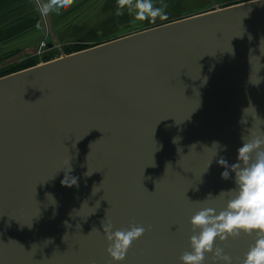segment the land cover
<instances>
[{"label": "water", "instance_id": "water-1", "mask_svg": "<svg viewBox=\"0 0 264 264\" xmlns=\"http://www.w3.org/2000/svg\"><path fill=\"white\" fill-rule=\"evenodd\" d=\"M33 2L44 48H59ZM59 50L0 76V264H181L191 216L222 210L227 197L202 201L234 187L216 161L236 162L253 123L244 110L264 121V0ZM66 173L76 185L61 184ZM103 220L146 228L121 262L107 255ZM254 240L214 249L240 264Z\"/></svg>", "mask_w": 264, "mask_h": 264}, {"label": "clouds", "instance_id": "clouds-1", "mask_svg": "<svg viewBox=\"0 0 264 264\" xmlns=\"http://www.w3.org/2000/svg\"><path fill=\"white\" fill-rule=\"evenodd\" d=\"M116 4L118 16L127 12L135 21L149 20L152 23L157 19H167V5L158 6L156 0H116ZM59 6H62L61 0H48L47 6L42 7L41 12L47 14L57 10ZM249 108L252 109L250 113L247 112ZM249 108L244 110V116L249 114L248 117L252 118L253 123L242 137L236 162L229 165L223 156L216 161L225 169L221 172L222 179L228 180L230 173L234 174V187L222 190L216 196L208 194L202 201L227 197L226 206L219 212L213 207H202L191 216L189 223L193 235L189 237L190 251H184L180 255L181 264H204L205 254L209 252L212 253L213 264L217 261L232 264V258L224 254L222 248L217 246L214 249V243L217 239L223 242L229 237H239L242 233L254 234L255 240L244 253L240 264H264V128L261 127L264 121L257 116L253 107ZM213 146L216 149L220 147L218 142H214ZM61 184L71 187L77 184V178L66 173ZM101 224L108 244L106 252L113 262L123 261L133 241L146 231L145 227L138 225L113 231L110 221L103 220ZM93 230L99 231L95 227Z\"/></svg>", "mask_w": 264, "mask_h": 264}, {"label": "crops", "instance_id": "crops-1", "mask_svg": "<svg viewBox=\"0 0 264 264\" xmlns=\"http://www.w3.org/2000/svg\"><path fill=\"white\" fill-rule=\"evenodd\" d=\"M156 2L158 6L167 5L166 20L157 19L155 23L149 20L135 21L127 12L118 16L116 0H61L62 6L48 12L47 20L59 46L77 40V37L87 42H104L106 38L123 37L181 20L185 13L191 17L193 14L207 12L203 10H209L210 5L218 3L217 0ZM32 3L33 0H0V67L20 60L26 53L33 54L38 43L44 41L41 15ZM42 3L47 6L48 0H42Z\"/></svg>", "mask_w": 264, "mask_h": 264}, {"label": "rangeland", "instance_id": "rangeland-1", "mask_svg": "<svg viewBox=\"0 0 264 264\" xmlns=\"http://www.w3.org/2000/svg\"><path fill=\"white\" fill-rule=\"evenodd\" d=\"M243 1H246V0H243ZM243 1L242 0H217L218 3L216 5H213L211 3L212 5H210L209 10L205 9L203 11L208 12L212 9L219 10L222 7L224 8V6H232V5H235L239 2L242 3ZM193 15H195V14H193ZM184 17H190V14L185 13ZM127 29L128 28H125V30H127ZM125 30L123 29V31H125ZM128 30H130V29H128ZM126 36H129V35L126 34ZM126 36H123V37H126ZM123 37L121 36V38H123ZM104 38H106V37H104ZM117 38H119V37L117 36V37H113V38H109V39L106 38L104 40L109 42L111 40H116ZM104 42H103V40H97L95 42L94 41L87 42V41L81 40L80 37H77V40L65 42L64 44L60 45L59 48L62 50L63 54L70 55V54L78 52L79 50L82 51L85 49H89V48H91V46H97V45H100ZM59 48H55L53 46V47H51V49H45L43 52H39L36 50L33 54L26 53V54H24V57L20 58V60H17L16 62L12 61L10 64L5 65L4 67H0V76L3 74L9 75V74H11V72L15 73V72L21 71L19 69L24 68L25 66H28V68H30V67L38 65L39 63L40 64L46 63L47 61H50L53 58L54 59H57V58L60 59L61 52H60ZM15 70H18V71H15ZM6 75H4V76H6ZM1 77H3V76H1Z\"/></svg>", "mask_w": 264, "mask_h": 264}, {"label": "built area", "instance_id": "built-area-1", "mask_svg": "<svg viewBox=\"0 0 264 264\" xmlns=\"http://www.w3.org/2000/svg\"><path fill=\"white\" fill-rule=\"evenodd\" d=\"M38 47H40V48H44V41L41 42V43L39 42V43H38V46H37V51H39V52H43L44 50L41 51L40 49H38ZM44 49H45V48H44Z\"/></svg>", "mask_w": 264, "mask_h": 264}, {"label": "trees", "instance_id": "trees-1", "mask_svg": "<svg viewBox=\"0 0 264 264\" xmlns=\"http://www.w3.org/2000/svg\"><path fill=\"white\" fill-rule=\"evenodd\" d=\"M28 66H25L24 68H21V69H19V70H24L25 68H27ZM31 68V67H30ZM15 71H18V70H15ZM4 75H6V74H3V75H1V76H4Z\"/></svg>", "mask_w": 264, "mask_h": 264}]
</instances>
